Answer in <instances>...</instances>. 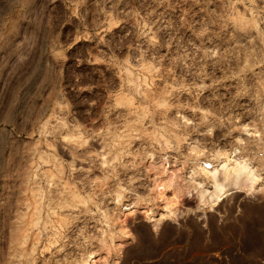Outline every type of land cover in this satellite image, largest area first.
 Instances as JSON below:
<instances>
[{
	"label": "rangeland",
	"instance_id": "rangeland-1",
	"mask_svg": "<svg viewBox=\"0 0 264 264\" xmlns=\"http://www.w3.org/2000/svg\"><path fill=\"white\" fill-rule=\"evenodd\" d=\"M0 264H264V0H0Z\"/></svg>",
	"mask_w": 264,
	"mask_h": 264
},
{
	"label": "bare ground",
	"instance_id": "bare-ground-1",
	"mask_svg": "<svg viewBox=\"0 0 264 264\" xmlns=\"http://www.w3.org/2000/svg\"><path fill=\"white\" fill-rule=\"evenodd\" d=\"M222 180H218L217 172L219 168H212L210 171L213 190L207 200H214L218 197L224 188V179L229 180V184L234 187L244 189L246 192H253V187L257 179V173L254 168L249 164L246 158L241 157L233 161L231 165H226L225 162L221 163ZM204 194L199 196V203L206 202L203 199ZM197 236V235H196Z\"/></svg>",
	"mask_w": 264,
	"mask_h": 264
}]
</instances>
